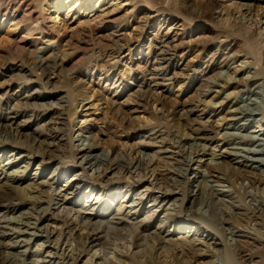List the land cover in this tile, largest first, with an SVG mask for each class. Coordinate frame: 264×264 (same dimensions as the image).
<instances>
[{"label": "rangeland", "instance_id": "1", "mask_svg": "<svg viewBox=\"0 0 264 264\" xmlns=\"http://www.w3.org/2000/svg\"><path fill=\"white\" fill-rule=\"evenodd\" d=\"M82 2L0 0V125L15 124L20 133L14 143L0 137V158L4 162L11 154L23 155L11 169L24 171L11 185L1 187L5 190L0 191V214L9 216L12 207L13 215L45 212L52 223L57 214L80 209L91 223L106 230L116 226L106 238L124 254L107 249V256L110 264H128L133 253L152 246L138 234L143 225L156 223L166 208L174 206L182 211L181 222H192L184 218V211L197 210L200 199L210 193V173L238 167L264 180V120L257 113L241 117L235 111L246 108L249 95L257 102L260 97L231 83L245 82L251 69L255 81L264 82V0ZM215 78L218 85L209 88ZM193 119L212 140L204 153L190 160V152L203 143L198 139L202 131L178 137L174 133ZM5 131L8 128H0V134ZM80 136L93 146L86 153L105 158L106 166L136 158L143 162L140 169L150 162L151 170L139 169L129 177L114 167L107 171L109 178L96 183L88 165H80V156L74 155ZM219 153L226 158L219 159ZM36 171L42 172L39 180H52L27 185ZM192 171L201 175L194 205L189 203ZM70 182L79 189L69 190ZM241 185L236 184L238 191ZM145 188L175 193L167 202L153 204L146 198L139 204L135 193ZM252 191L263 195L264 186ZM58 198L64 202L57 210H39L40 201L45 207ZM120 205L124 207L118 213ZM113 216L122 221L112 224L108 220ZM189 217L203 219L197 214ZM255 221L245 231L264 235V214ZM166 229L171 230V240L153 249L156 264L215 263L224 252H188L186 243L202 239V230L175 225ZM100 250L101 245H89L79 264H88ZM245 253L254 259L261 255L255 247Z\"/></svg>", "mask_w": 264, "mask_h": 264}, {"label": "bare ground", "instance_id": "2", "mask_svg": "<svg viewBox=\"0 0 264 264\" xmlns=\"http://www.w3.org/2000/svg\"><path fill=\"white\" fill-rule=\"evenodd\" d=\"M78 3L83 2L82 0H77L76 5H78ZM87 9L88 7L84 6V10ZM225 60H227V58ZM222 64L226 65L227 63L223 62ZM255 73V69L249 70L246 81L240 84L238 82L239 80H231L233 86L241 85L244 90H247V93L254 95L255 97H260V101L257 102L255 98H251L249 95L247 98L248 103L245 102L246 108L241 107L235 111L238 112L241 117H250L254 113H257L260 115V120H264V82L258 83L255 81ZM219 74L222 76L224 73L219 71ZM219 78L210 81L209 88L217 86ZM209 91L210 89H208L205 94ZM248 104H255L256 107L254 109L248 108ZM0 128H2L3 131L8 128V131L14 132L13 135L8 131L0 134V137H3V140H1L5 143H14L16 135H20V133H17L19 129L15 124L12 125V123L3 122V124L0 125ZM202 128L203 127L199 126V121L195 119L189 121L186 120V123L180 124L178 130L174 133V136L178 137L182 133L188 134L202 131L201 137L198 139H201L203 143L200 144L201 147L190 152L192 155L190 160L198 155V153L199 155L204 153L210 140H212L210 134ZM83 137H78V143L74 148V151H76L74 155L80 156V165L83 163L88 165V169L91 170L90 176L96 183L104 179L107 176V171L114 167H120L121 171L129 177H132L134 174L136 176V173H138L137 171L142 169L151 170L152 164L150 162L145 163L144 167L140 169L143 162L138 161L136 158L131 159L123 165L115 162L106 166V164L103 163L104 161L107 162L105 158L104 160H101L102 158L97 155L86 153L92 152L93 146L86 137ZM4 138H6L7 141L4 140ZM262 150L264 151L263 148ZM218 156L219 159L226 158L224 153H219ZM21 157H23L21 154L17 157L14 156V154H11L4 162H2V159L0 158V172H2V179L0 180L1 192L5 190V187L3 189L1 188L2 186L11 185V180L16 179L21 172H24L21 168L11 169ZM249 160L262 162V159L260 160L258 158H250ZM188 164L189 163H187V165ZM238 169L239 168L237 167L230 171L217 172V170H215L212 173L209 172V181H212L209 185L210 193L205 198L200 199L199 208L197 210H192L190 207L186 212L184 211V218L186 220H191L192 222H181L179 219L181 218L182 211L176 210L174 206H170L166 208L165 213L157 219L156 223H153L152 225H143L142 231H140L138 235L140 238L145 237V239L151 240L153 244L152 246L150 245V248H145V252H142V254H138V252L133 253L131 255V261L128 264H156L153 249H155L157 245L164 242L167 243L171 240V230L166 229L170 225H175L181 229L187 228L192 231L202 230L204 233L202 239H198L197 243H186L188 252H196L195 254L202 256H211L213 254H218L217 252L220 248L221 251H224L223 254L221 253L219 255V258L215 263L212 262L209 264H264V235L255 236L245 231L252 229L250 223L264 214V194L260 195L258 192L252 191V188H257L261 185L264 186V180L257 175H246L247 173L240 172ZM41 174V171L34 172L32 177L29 178L27 185H40L52 180V177L39 180ZM109 177L107 176V178ZM200 177V174L194 171L191 172L189 183V189L191 188L189 192L190 205H194V202L198 197ZM74 179L69 181H73ZM239 181L242 184L241 191H238V187L236 188V184H238ZM224 185H227L229 189H225ZM68 189L75 191L79 189V187L74 185L73 182H70L68 184ZM101 193L100 190L99 194ZM173 193H175V191L172 189H159L156 193H152L151 189L145 188L144 190L135 193V197L139 200V204L144 202L146 198H151L154 202L153 204H155L159 202H167L170 199V195ZM127 194L129 195L128 197H130V192ZM63 202L64 199L62 200L58 198L55 199V201L53 200L52 204L43 207L44 205H42L40 201L38 208L43 212L50 208L57 210ZM99 202V198H96L94 201V203L97 204ZM109 204L111 205L112 202ZM135 205L136 204L133 200L131 206ZM123 207L124 205H120V207L117 208L118 213L120 211L122 212ZM14 210L13 207L8 209V211L11 212L9 216L7 214H0V264H79L81 253L85 252L89 245L94 244L101 245V250L99 252H94L91 255L88 264H110L112 258L107 256V249H113L111 253L114 254H124L122 251L115 250V243L113 245L112 242L106 238L107 231H109V229L115 230L116 226H107L106 230L99 224L91 223L90 219L85 217L83 214L84 212L80 209H74L72 212V209L70 208L65 214L63 213L59 216L57 214V217L54 216V219L57 218L56 221L58 222L55 221L52 223L48 222V217L44 215L45 212L43 213L44 216H35L32 213L25 212L13 215ZM71 212L73 213L72 215ZM194 214L203 218L202 222L196 220V218L189 217V215ZM108 221L114 225H118L122 221V218L113 216ZM66 238L72 240L71 243L62 240ZM102 238L103 241L101 242L99 239ZM31 244L34 245L32 250H30ZM195 244L198 246L196 250H194ZM252 247L259 249L261 252L259 259H254L249 255H246V249ZM178 263L180 264V262Z\"/></svg>", "mask_w": 264, "mask_h": 264}]
</instances>
